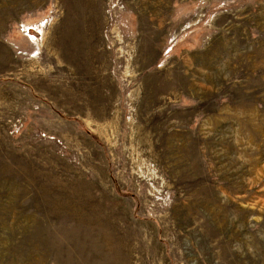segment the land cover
Returning a JSON list of instances; mask_svg holds the SVG:
<instances>
[{
  "label": "rangeland",
  "instance_id": "rangeland-1",
  "mask_svg": "<svg viewBox=\"0 0 264 264\" xmlns=\"http://www.w3.org/2000/svg\"><path fill=\"white\" fill-rule=\"evenodd\" d=\"M0 264H264V0H0Z\"/></svg>",
  "mask_w": 264,
  "mask_h": 264
}]
</instances>
